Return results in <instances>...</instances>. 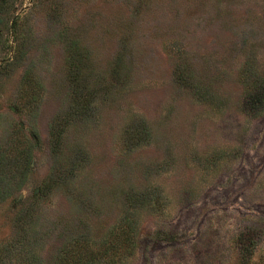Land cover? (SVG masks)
I'll use <instances>...</instances> for the list:
<instances>
[{
	"label": "rangeland",
	"instance_id": "1",
	"mask_svg": "<svg viewBox=\"0 0 264 264\" xmlns=\"http://www.w3.org/2000/svg\"><path fill=\"white\" fill-rule=\"evenodd\" d=\"M264 0H0V264H264Z\"/></svg>",
	"mask_w": 264,
	"mask_h": 264
},
{
	"label": "trees",
	"instance_id": "2",
	"mask_svg": "<svg viewBox=\"0 0 264 264\" xmlns=\"http://www.w3.org/2000/svg\"><path fill=\"white\" fill-rule=\"evenodd\" d=\"M264 82V80H263ZM72 247H69V250H64L65 255H66V259L69 260V262L71 263L72 260V264H75V262H77V260H83L86 261V263H92L95 261V257L92 255V253H89L88 258H85L84 256H78L75 252L74 249H71ZM78 258L76 260V258Z\"/></svg>",
	"mask_w": 264,
	"mask_h": 264
}]
</instances>
